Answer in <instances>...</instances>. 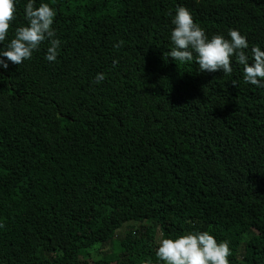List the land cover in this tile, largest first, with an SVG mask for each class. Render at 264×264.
Segmentation results:
<instances>
[{
  "label": "trees",
  "instance_id": "obj_1",
  "mask_svg": "<svg viewBox=\"0 0 264 264\" xmlns=\"http://www.w3.org/2000/svg\"><path fill=\"white\" fill-rule=\"evenodd\" d=\"M45 2L56 60L44 41L0 68V264H163L159 239L193 230L264 264V88L234 58L223 74L167 56L178 5L264 48V0Z\"/></svg>",
  "mask_w": 264,
  "mask_h": 264
},
{
  "label": "clouds",
  "instance_id": "obj_2",
  "mask_svg": "<svg viewBox=\"0 0 264 264\" xmlns=\"http://www.w3.org/2000/svg\"><path fill=\"white\" fill-rule=\"evenodd\" d=\"M17 0H0V68L7 69L9 62L19 65L31 57L33 51L47 41L44 59L55 61L60 40L53 28L55 9L45 0H26L23 6L25 24L15 27L14 34L3 44L9 34L10 21L14 19ZM169 40L172 44L167 56L174 62H194L202 72L233 71L230 60L242 65L244 83L264 88V48L249 44L238 29H228L227 37L213 34L210 37L195 23L189 10L178 5L170 12ZM193 54H195V59ZM250 61V63H249ZM104 73H97L94 83L99 84ZM229 242L217 240L208 230L187 231L179 235L162 237L157 242L155 257L163 264H229Z\"/></svg>",
  "mask_w": 264,
  "mask_h": 264
},
{
  "label": "rangeland",
  "instance_id": "obj_3",
  "mask_svg": "<svg viewBox=\"0 0 264 264\" xmlns=\"http://www.w3.org/2000/svg\"><path fill=\"white\" fill-rule=\"evenodd\" d=\"M107 253V252H106Z\"/></svg>",
  "mask_w": 264,
  "mask_h": 264
}]
</instances>
